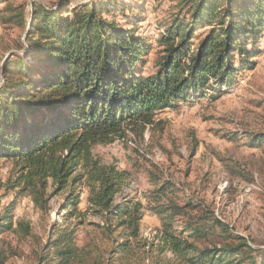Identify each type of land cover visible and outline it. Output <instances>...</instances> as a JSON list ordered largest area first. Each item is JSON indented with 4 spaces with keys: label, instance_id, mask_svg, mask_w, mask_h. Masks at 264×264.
I'll return each mask as SVG.
<instances>
[{
    "label": "trees",
    "instance_id": "trees-1",
    "mask_svg": "<svg viewBox=\"0 0 264 264\" xmlns=\"http://www.w3.org/2000/svg\"><path fill=\"white\" fill-rule=\"evenodd\" d=\"M12 1L0 0L6 3L0 17L5 24L27 26V32L24 57L7 58L2 67L0 159L13 168L0 189L13 192L15 200L28 197L46 216L50 198L68 189L62 218L76 219L72 228L49 230L39 262L88 264L89 245L75 243L84 225L107 240L113 257L155 247L153 264H264V247L253 248L232 234L211 211L191 214L194 207L189 201L180 206L178 191L160 173H151L147 203L160 222L157 244L143 240L145 206L133 197L117 201L128 172L92 154L93 147L127 132L142 135L155 114L177 102L215 100L232 89L238 72L255 65L250 58L264 35V0H177L175 14L159 24L164 30L154 39L136 33L143 20L132 11L142 7L139 0H57L49 8L34 6L28 22L23 7ZM248 139L262 144L264 132ZM79 182L87 188L83 210L77 207ZM15 200L0 212V236L30 237L28 224L18 220L13 226ZM88 217L100 222H86ZM198 240L209 243L199 246ZM11 254L0 247V264Z\"/></svg>",
    "mask_w": 264,
    "mask_h": 264
},
{
    "label": "rangeland",
    "instance_id": "rangeland-1",
    "mask_svg": "<svg viewBox=\"0 0 264 264\" xmlns=\"http://www.w3.org/2000/svg\"><path fill=\"white\" fill-rule=\"evenodd\" d=\"M139 1L142 7L132 11L143 20L136 33L154 39L164 30L159 24L168 22L175 14L173 7L177 0ZM72 2L85 4L89 0ZM11 3L23 7L28 22L34 6L49 8L57 0H13ZM5 4L0 2V9ZM26 32L27 26L21 28L5 24L0 17V90L4 88L5 81L2 67L7 58L23 56ZM256 46L258 53L250 58L255 62L253 69L239 71L232 89H227L219 98L203 97L190 104L177 102L170 110L155 114L154 125L147 127L142 135L127 132L122 139L92 148L95 159L128 172V180L117 201L133 197L145 206L140 233L148 243L157 244L155 236L160 228L158 217L147 205L149 192L154 188L150 176L151 173H160L178 191L177 203L184 206L189 201L190 207H194L189 209L191 214L199 216L206 210L211 211L232 234L245 238L253 248L264 247V143L251 145L248 139L251 134L264 132V35ZM155 50L153 44L149 59ZM143 71H149L147 65ZM12 165L11 161L0 159L2 182L8 178ZM67 192L68 189H64L50 198V211L46 216L35 209L28 197L15 200L13 192L0 189V212L15 200L13 226L21 220L30 226L32 234L27 238L17 237L11 232L0 236V247L13 253L6 264H42L38 258L39 248L46 243L49 230L61 224L72 228L76 222V219L65 222L62 218L61 206ZM86 192L84 182H79L76 194L80 210L85 208ZM85 220L100 222L95 217ZM179 220L187 221L184 216ZM212 242L217 243V239ZM75 243L78 246L89 245L86 248L91 249L92 254L88 264H108L107 259L112 256L107 240L84 225L77 229ZM208 243L207 240L197 241L199 246ZM150 250L147 253L140 250L132 255H114L109 264H153L159 255L155 247Z\"/></svg>",
    "mask_w": 264,
    "mask_h": 264
}]
</instances>
